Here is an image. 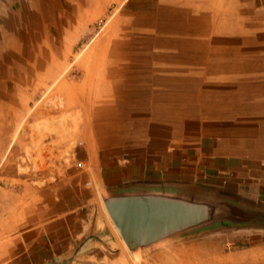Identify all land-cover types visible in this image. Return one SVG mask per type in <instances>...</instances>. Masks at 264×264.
Instances as JSON below:
<instances>
[{"label": "crops", "instance_id": "1", "mask_svg": "<svg viewBox=\"0 0 264 264\" xmlns=\"http://www.w3.org/2000/svg\"><path fill=\"white\" fill-rule=\"evenodd\" d=\"M58 1H68L77 19L71 33L110 11V4L84 2H119L104 26L100 61H81V78L64 83L70 97L84 100L71 112L82 114L80 129L102 130L86 142L101 177L112 158L119 162L117 194L212 199L217 211L230 210L251 225L246 264H264V243L254 240L255 231L264 232V0L259 6L258 0H21V12L10 16L44 17ZM21 28L6 30L12 49L43 66L37 53L30 57L25 38L31 32ZM53 30L61 38V29ZM53 49L59 58L56 44ZM7 75L0 74V113H14L15 96L30 93L34 79L23 74L11 88ZM72 124L78 129L76 117ZM5 130L0 264H109L130 256L115 234V249L103 236L95 248L90 222L82 220L79 230L76 184L64 185L63 201V185L47 181L56 177L45 170L52 157L30 154L34 143L24 133L14 136L13 124ZM83 231L89 232L84 238Z\"/></svg>", "mask_w": 264, "mask_h": 264}, {"label": "rangeland", "instance_id": "2", "mask_svg": "<svg viewBox=\"0 0 264 264\" xmlns=\"http://www.w3.org/2000/svg\"><path fill=\"white\" fill-rule=\"evenodd\" d=\"M67 4L68 1H58L60 7L54 8L52 3L50 11H44L46 13L44 17L25 16L19 19L15 16L17 12H21L19 8L21 0H0V74H8L7 76L11 77V88L12 81L18 84L23 74L30 73L34 78L30 81V93L22 92L21 89L19 96H15L14 113H0V136H5L7 125L13 124L14 136L24 133L32 140L31 143H34L29 147L30 154L44 153L47 157H52L51 162H45V170L54 169L56 177L46 179L51 182L50 184L56 181L63 185V201L64 185L70 182L72 185L76 184L79 230L82 229L80 227L82 220L90 222L95 248L101 247L96 241L103 236L104 239L109 240L110 249H115L113 234L121 239L122 237L111 220L104 201L117 195L115 191L119 186L117 178L119 162L111 160L112 158L105 161L103 164L106 166L104 170L106 177H101V164L89 158L86 142L92 132L93 141H96L102 130L80 129L84 125L81 120L82 114L74 115L71 112L76 107L80 110L84 100L76 96L70 97L68 95L70 91L65 89L64 83L70 86V83L81 78L85 72L83 65H80L81 61H100L102 57L100 42L105 40V36L102 38V35L108 34L104 26L113 16L119 2H84L87 6L93 4V7L110 4V11L102 18L94 20L88 28H78L79 31L73 33L70 31V25L75 23L77 25V19L70 15L73 12L68 9ZM257 5H261L260 0ZM11 14L15 16H10ZM15 25L20 29L23 25L25 30L31 32L25 38L32 45L30 57L37 53L36 59L45 60L43 66L36 65L37 61L27 60V56L16 54L12 49L16 44L6 30L9 31L10 28L12 30ZM55 26L61 29V38L54 33ZM17 35L15 36L18 37ZM94 42L99 44L92 49ZM55 44L58 46L56 57L61 61L59 58L55 59L53 49ZM71 45L74 47L70 48ZM59 89L62 91L61 95L57 92ZM74 89L76 90V87ZM77 90L81 91V88L77 87ZM75 117L78 129L74 127L75 124L71 125V122H75ZM198 202L214 205L212 199L209 201L202 199ZM225 212L224 214L218 211L201 225L175 233L135 251L129 250L122 239L124 248L130 256L111 259L109 264L112 262L113 264H246L244 253L253 241L247 234L251 225H246L245 221L241 223L236 215L230 214V210ZM107 224L110 228L105 227ZM255 232L259 235V238L254 239L255 244H263L261 235L264 232L260 230ZM88 233L83 231L81 237L84 238ZM80 243L79 240V249ZM219 254L221 258L218 257Z\"/></svg>", "mask_w": 264, "mask_h": 264}, {"label": "water", "instance_id": "3", "mask_svg": "<svg viewBox=\"0 0 264 264\" xmlns=\"http://www.w3.org/2000/svg\"><path fill=\"white\" fill-rule=\"evenodd\" d=\"M104 205L131 251L201 225L218 212L205 202L159 193L117 194Z\"/></svg>", "mask_w": 264, "mask_h": 264}]
</instances>
